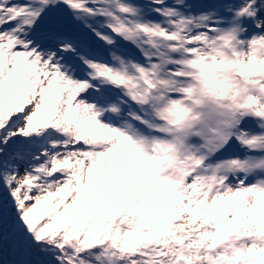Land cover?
<instances>
[{"label":"snow or ice","instance_id":"1","mask_svg":"<svg viewBox=\"0 0 264 264\" xmlns=\"http://www.w3.org/2000/svg\"><path fill=\"white\" fill-rule=\"evenodd\" d=\"M0 264H264V0H0Z\"/></svg>","mask_w":264,"mask_h":264}]
</instances>
